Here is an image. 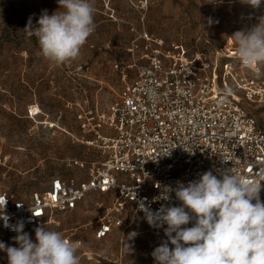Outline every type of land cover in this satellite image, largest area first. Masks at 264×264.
I'll return each mask as SVG.
<instances>
[{"label": "rangeland", "instance_id": "374dc122", "mask_svg": "<svg viewBox=\"0 0 264 264\" xmlns=\"http://www.w3.org/2000/svg\"><path fill=\"white\" fill-rule=\"evenodd\" d=\"M94 6L95 31L79 58L54 66L25 27L30 17L36 25L43 10H57V0H0V180L18 197L44 190L55 175H81L70 159L100 157L81 141L83 134L92 136L81 122L93 124L117 99L123 69L131 76L129 49L140 33L180 42L221 63L224 52L234 50L231 35L264 16V0L258 9L242 0H94ZM137 42L135 54L141 51ZM258 67L264 75V64ZM30 105L38 107L36 115L28 112ZM260 196L264 200V188ZM108 203L109 196L92 192L76 209L55 212L45 227L77 243L80 264H155L152 252L167 237L142 216L126 217L104 239L94 237ZM34 229L25 231L33 240ZM13 237L0 231L6 245L17 246ZM0 264H8L2 251Z\"/></svg>", "mask_w": 264, "mask_h": 264}, {"label": "built area", "instance_id": "2783aa9c", "mask_svg": "<svg viewBox=\"0 0 264 264\" xmlns=\"http://www.w3.org/2000/svg\"><path fill=\"white\" fill-rule=\"evenodd\" d=\"M138 39L141 51L135 54ZM129 50L131 76L123 69L117 99L93 124L81 122L84 133L92 132L81 141L100 157L70 159L68 165L81 168V175H55L44 190L28 197H18L0 180L9 225L23 221L24 231L46 226L55 212L74 210L97 192L109 196L107 212L94 231L96 239H104L126 217L146 218L142 206L153 213L162 205L179 206L174 191L168 200L161 199L164 189L187 185L206 171L231 168L264 183V75L258 66H244L235 50L227 49L219 63L147 32ZM166 227L155 229L165 236ZM0 231L16 235L3 219Z\"/></svg>", "mask_w": 264, "mask_h": 264}, {"label": "clouds", "instance_id": "9594fccd", "mask_svg": "<svg viewBox=\"0 0 264 264\" xmlns=\"http://www.w3.org/2000/svg\"><path fill=\"white\" fill-rule=\"evenodd\" d=\"M242 2L253 9L262 4V0ZM57 4L52 14L43 10L36 25L30 17L25 29L37 38L41 55L52 65L61 66L78 59L94 33L95 6L94 0H57ZM231 37L236 58L244 66L264 64V16ZM262 187L264 183L254 182L231 168L216 174L206 171L187 185L179 183L175 189L166 187L161 199L168 200L174 191L181 202L179 206L162 205L155 213L142 206L150 226L167 225V240L152 252L155 264H264ZM6 204L7 200L0 198V219L16 233L13 240L17 245L0 241V251L7 254L8 264H80L75 241L44 224L34 229L33 240L24 231L23 221L8 224L3 212Z\"/></svg>", "mask_w": 264, "mask_h": 264}, {"label": "bare ground", "instance_id": "6f19581e", "mask_svg": "<svg viewBox=\"0 0 264 264\" xmlns=\"http://www.w3.org/2000/svg\"><path fill=\"white\" fill-rule=\"evenodd\" d=\"M30 115H36V112L38 111V107H35V106H32L31 109H30ZM53 126V125H51Z\"/></svg>", "mask_w": 264, "mask_h": 264}]
</instances>
